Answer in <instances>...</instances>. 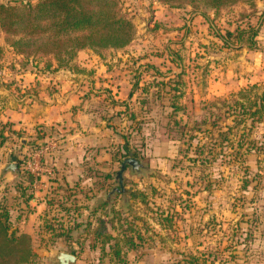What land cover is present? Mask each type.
Listing matches in <instances>:
<instances>
[{
    "label": "rangeland",
    "instance_id": "obj_1",
    "mask_svg": "<svg viewBox=\"0 0 264 264\" xmlns=\"http://www.w3.org/2000/svg\"><path fill=\"white\" fill-rule=\"evenodd\" d=\"M117 6L134 25L124 47H85L60 59L18 51L12 36L0 32V131L7 136L0 145V217H5L1 204L25 198L20 189L13 192L21 181L15 168H7L13 156L24 181L27 171L35 176L40 170L35 167L49 164L43 156L58 148L52 150L54 143L65 138L67 143V119L45 130L30 114L25 115L30 125L21 128L10 119L15 108L27 105L36 87L65 90L60 93L65 99L67 84H80L89 96L86 108L97 110L111 130L104 136L105 157L119 160L104 167L114 176L130 156H122L125 144L147 165L140 174L125 172L128 205L120 194L114 197V209L135 231L125 224L124 232L118 220L108 223L109 233L133 238L132 247L121 242L127 264H264V107L251 115L264 105V0H241L219 10L162 0H117ZM252 29L257 34L251 40ZM53 198L56 208L46 209L38 229L25 232L35 253L26 264H53V250L73 252L72 264H119L110 254L112 241L103 250L95 238L104 209L92 214L90 229L63 232L67 191ZM17 215L9 213L11 228L21 233Z\"/></svg>",
    "mask_w": 264,
    "mask_h": 264
},
{
    "label": "trees",
    "instance_id": "obj_2",
    "mask_svg": "<svg viewBox=\"0 0 264 264\" xmlns=\"http://www.w3.org/2000/svg\"><path fill=\"white\" fill-rule=\"evenodd\" d=\"M171 5L181 6L191 3L198 6L211 7L219 10L221 7L236 3L241 0H162ZM5 31L12 36L10 43L18 51L30 54H54L60 59L72 58L79 49L85 47H124L131 42L134 36V25L129 18L120 13L117 0H38L36 3L22 4H4L0 3V32ZM228 35H232L228 32ZM257 29H252L249 37L254 39ZM222 39L229 43L225 36ZM1 49V47H0ZM246 107V106H245ZM263 106H256L251 110V115H258ZM175 109H178L175 106ZM115 118V120H114ZM118 122L120 117L112 116L110 118ZM114 130L119 133L118 128ZM0 145L4 143L7 136L0 131ZM125 152L122 156L133 155L140 159L137 152H132L128 144L124 145ZM241 155L236 152L237 158ZM117 160H119L117 158ZM16 173L21 178L19 184H16V191L21 190V196H24V202H28L32 197L31 187L36 177L27 171L26 182L23 181L25 173L22 167L17 166ZM112 178L110 172L102 174V180L97 181L95 186L98 191H107ZM248 180H246L247 182ZM246 185V184H245ZM27 191L29 193H27ZM67 198L75 195L71 188L65 189ZM55 201V200H54ZM1 206L4 208L5 217H0V264H26L30 262L35 255L30 234L11 228V205L6 203ZM101 209L106 216L100 215L97 218V226L94 229L96 241H100L102 249L105 244L110 242L111 253L117 258L119 264L125 262L122 241L130 247L134 246L132 236L113 235L108 223L118 220L120 228L127 232L124 225L129 230H134V223L128 217L123 216L122 211H117L114 207L109 210L107 202L102 203L91 211V214L97 213ZM110 211V212H108ZM10 213V216H9ZM109 216V218H106ZM124 221V223L122 222ZM84 231L90 229L92 223L88 220L84 223ZM137 231V230H136ZM67 232H72L68 230ZM67 234L69 236L70 234ZM78 244V243H77ZM79 246V245H78ZM77 248V247H76ZM73 247L74 250H76ZM75 252V251H74Z\"/></svg>",
    "mask_w": 264,
    "mask_h": 264
},
{
    "label": "crops",
    "instance_id": "obj_3",
    "mask_svg": "<svg viewBox=\"0 0 264 264\" xmlns=\"http://www.w3.org/2000/svg\"><path fill=\"white\" fill-rule=\"evenodd\" d=\"M36 76V73L33 74L34 78H37ZM83 89L80 84L78 86L67 84V96L65 99H60V93L62 96L65 90L51 92L48 89L36 87L34 89L36 93L33 98L29 99L28 104H24L26 106L19 104L14 110L15 117L11 116L10 118L15 120V125L18 127L27 128L26 125H30V123L26 122L25 115L31 114L32 120L43 124L42 127H45V130L49 129L46 127L47 125H57L58 122L67 119V132H65L67 143L63 142L66 141V138L60 140L59 145L54 143L55 146L52 150L57 146L58 148L43 156L45 157L43 162L45 163V159H47L49 164L41 165L40 170L35 172L36 181L31 187L32 197L28 202L15 199L17 203H9L12 209L11 213L18 214L15 218V227H18L19 232H34L38 229L39 223L46 219L45 216L48 217L46 209L49 213L51 209L56 208L53 195L63 188H71V191L76 193L67 198V207L63 212L65 224L63 232L70 229L72 232H83L84 223L94 219L91 211L107 202L111 189L106 192L104 190L98 191L95 186H97V181L102 180V174L105 171H112V168H105L104 165L113 166L118 161L117 159L114 161L112 156L110 158L105 157L107 148L104 147L108 144L106 145L104 136L109 135L111 130L104 119L101 116L98 117L97 110L93 111L92 108H86L90 101L87 99L89 98L88 95H83ZM44 94H48V96L42 98L41 96ZM27 108L31 109L27 110ZM3 173L4 169L0 171L1 175ZM14 173L17 177L18 173L15 171ZM111 174L113 176V172ZM108 182L110 183V180ZM13 192L17 193L15 189ZM4 193L7 194V192ZM114 197L116 194L112 195L110 206L107 202L109 210L113 204L115 205L114 199L116 198ZM22 207H28L30 210L26 213ZM41 211H44L43 214ZM30 223L32 224L30 225Z\"/></svg>",
    "mask_w": 264,
    "mask_h": 264
},
{
    "label": "water",
    "instance_id": "obj_4",
    "mask_svg": "<svg viewBox=\"0 0 264 264\" xmlns=\"http://www.w3.org/2000/svg\"><path fill=\"white\" fill-rule=\"evenodd\" d=\"M16 160L17 156H13V162H11L7 168L16 169ZM130 168V171L132 173H142L145 169H147V165L141 161L139 158L134 156H127L124 157L120 163V168L115 171L114 173V181L115 185L112 187L111 191L109 192V196L107 198V202L109 203V206L112 202V195L114 194H120L122 197V201L125 205H128V194L131 192V189H129L125 185V172L127 169ZM14 169V170H15ZM52 259H54L53 264H72L76 261L77 256L70 251L65 250H53L52 252Z\"/></svg>",
    "mask_w": 264,
    "mask_h": 264
},
{
    "label": "built area",
    "instance_id": "obj_5",
    "mask_svg": "<svg viewBox=\"0 0 264 264\" xmlns=\"http://www.w3.org/2000/svg\"><path fill=\"white\" fill-rule=\"evenodd\" d=\"M39 169V167L37 166V167H35L33 170H38Z\"/></svg>",
    "mask_w": 264,
    "mask_h": 264
}]
</instances>
